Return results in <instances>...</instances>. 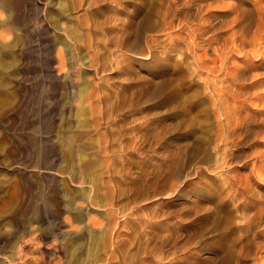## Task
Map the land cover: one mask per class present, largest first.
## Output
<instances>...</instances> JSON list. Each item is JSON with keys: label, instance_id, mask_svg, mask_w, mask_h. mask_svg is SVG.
<instances>
[{"label": "rangeland", "instance_id": "374dc122", "mask_svg": "<svg viewBox=\"0 0 264 264\" xmlns=\"http://www.w3.org/2000/svg\"><path fill=\"white\" fill-rule=\"evenodd\" d=\"M79 1L85 0H0V21L2 18L6 19L4 24L0 23V264L108 263L111 246L98 243L111 215L110 206L105 203L106 189L99 177L103 168L101 155L96 148L82 147V150L79 148L75 151L69 142L70 134L75 130L77 132L94 128L95 112L99 110L98 113L103 114L104 106L109 111L110 119L114 117L111 114L117 111L123 116H129L126 127H139L138 130L144 133L154 132L155 127H159V130L164 128L160 130L161 139L156 146H148L141 154H129L135 164L147 163L150 167L154 164L160 167L161 164L166 166L168 159L172 162L171 170L168 171L170 177H160L161 183L156 181L146 188L142 187L136 193L137 199L133 207L130 197L124 192L120 195L119 203L112 207L115 210L114 215L124 222V231L128 233L123 236L121 242L122 252L132 258L139 255L144 232H157L164 225L161 223L163 216L160 214L163 208L173 214L171 220H166L172 222L178 218L186 223L181 228L183 227V231L190 230V236L193 238L190 247L197 257L215 255L211 248H201L199 240L211 239L214 234L217 235L221 226L218 224L219 219L214 217L215 213L224 212L237 204L232 191V179L237 173H234L233 166L237 167L243 176L260 167L254 171L253 178H249L254 182L255 191L261 190L259 192L264 194V174H260L261 166L253 165L256 155L264 151V130L261 135H257L256 131L254 133V130L249 133L246 143L234 148L236 155H239H235L234 163L229 165L226 160L229 147L222 137L223 131H220L224 130V127H221L224 117L220 114L222 109L218 104L217 91L213 90L214 87L220 86L222 78L219 77L228 65L238 61L237 64L251 66V71L244 78L245 82L241 80L242 92L238 89L237 96L243 99L247 97L248 105L245 103L243 110L247 107L246 112L250 110L256 121L264 118V0H183V5L182 0H164L167 4L163 0H99L100 4L96 3L97 0H94L95 3L93 0H86V3L83 2L85 4L77 7ZM170 1L175 4L168 15L165 9ZM197 7L203 10L198 8V12ZM259 12L263 15L260 16ZM90 14L96 21L93 28L85 25L88 17H91ZM83 15L87 17L86 20ZM178 16L180 19L175 18ZM124 23L130 24H126L127 32L130 33V44L116 48L112 37L117 32H122ZM257 26L261 29L258 30ZM244 27H250L252 31L247 29L246 32ZM3 28L7 29V36L1 35ZM256 29L258 31H255ZM240 31H243V34ZM87 33L97 35L95 39L97 38V44L101 47L98 53V64H101L99 68L93 65L89 58L88 54L92 50L85 46L86 36H90ZM244 33L248 34L249 38ZM188 35H191V39ZM140 36L143 39H140ZM220 36L224 37L223 41L219 39ZM255 36H258V41ZM134 42L138 44L131 47ZM225 42H230L231 47L234 45L238 50L235 47L230 48ZM205 47L209 50L203 49ZM220 52L224 54L221 56ZM120 53H125L126 56ZM60 55L64 59H61ZM197 55H200V58L197 59ZM191 56L192 58H189ZM206 60L207 64L204 62ZM214 60L218 62L214 64ZM211 61L213 64H210ZM203 67L204 70H201ZM217 67L219 68L216 70ZM249 91L255 94H249ZM116 106H122V109L117 110ZM192 114L195 115L194 118ZM112 127L117 130L119 123L113 120ZM259 129H264V124ZM91 135L98 136L96 133ZM255 135L257 136L252 137ZM195 143L198 146H195ZM170 153L176 161L172 156L165 157ZM187 161L191 163L188 164ZM178 163L180 165L177 170ZM239 163L241 164L238 165ZM114 165H120L118 156L114 159ZM246 174L245 177L248 176ZM122 186L125 188L124 183ZM155 192L157 194L153 195ZM237 220L241 223L243 219ZM262 222L256 228L263 233L257 236L258 243L254 242L257 253L253 250L255 253L251 256V260H258L256 264H260L264 259V221ZM177 225L171 226L177 229ZM195 245L198 247H194Z\"/></svg>", "mask_w": 264, "mask_h": 264}, {"label": "bare ground", "instance_id": "6f19581e", "mask_svg": "<svg viewBox=\"0 0 264 264\" xmlns=\"http://www.w3.org/2000/svg\"><path fill=\"white\" fill-rule=\"evenodd\" d=\"M119 1V0H118ZM123 1V0H122ZM127 1V0H126ZM132 1V0H131ZM186 1V0H185ZM258 1V0H257ZM260 1V0H259ZM86 3V0L83 1ZM82 1H79L77 2V7L85 4L83 3ZM94 2V0H93ZM113 2V1H111ZM136 2V1H135ZM134 2V3H135ZM160 2V1H159ZM164 2V0H163ZM162 2V5L167 4L166 1L163 3ZM193 2V0H192ZM87 3H89L87 1ZM95 3V2H94ZM96 3H99V0L96 1ZM114 3V2H113ZM142 4V2H140ZM144 3V2H143ZM147 3V1H146ZM150 3V1H149ZM155 3V2H154ZM177 3V2H176ZM259 3V2H258ZM100 4V3H99ZM98 4V5H99ZM116 4V3H115ZM120 4V3H119ZM175 3L173 2H168V6H167V9H165V13L166 14H170L172 12V9H173V5ZM181 4V2H180ZM193 4V3H192ZM195 4V2H194ZM193 4V5H194ZM95 5V4H94ZM177 5V4H176ZM183 5V0H182V4ZM181 5H179L178 7H180ZM191 5V4H189ZM188 5V6H189ZM192 5V6H193ZM196 5V4H195ZM200 5V4H199ZM201 5H204V4H201ZM233 5V4H232ZM262 5V4H261ZM145 6V5H144ZM231 6V5H230ZM239 6V5H238ZM135 7V6H134ZM162 7V6H160ZM160 7L158 9H160ZM186 7H187V3H186ZM202 7V6H200ZM83 8V7H82ZM150 8V6H149ZM149 8H148V11H149ZM152 8V7H151ZM164 8V6H163ZM181 8V7H180ZM185 8V7H184ZM199 7H197V11L200 9H198ZM203 8V7H202ZM205 8V7H204ZM258 8V7H256ZM261 8V7H260ZM264 8V7H263ZM182 9V8H181ZM192 9V8H191ZM255 9V8H254ZM253 9V10H254ZM154 10V8H153ZM157 10V8L155 9ZM189 10V9H187ZM195 10V9H194ZM203 10V9H200V11ZM252 9H250L251 11ZM258 10V9H257ZM263 10V9H262ZM147 11V10H146ZM162 11V10H161ZM159 10V12H161ZM192 11V10H191ZM198 11V12H200ZM264 11V10H263ZM136 12V11H135ZM150 12V11H149ZM158 12V13H159ZM163 12H164V9H163ZM193 12V11H192ZM191 12V13H192ZM252 12V11H251ZM255 12V11H254ZM258 12V11H257ZM2 13V12H1ZM145 13V12H144ZM174 13V12H173ZM185 13V12H184ZM188 13V12H186ZM196 13V11L194 12ZM249 13V12H248ZM256 13V12H255ZM261 12H259L260 14ZM263 13V12H262ZM139 14V13H138ZM164 14V13H163ZM165 14V15H166ZM200 14V13H199ZM238 14V13H237ZM237 14L235 16H237ZM258 14V13H257ZM2 15V14H1ZM86 16H88L87 14H85ZM144 16L146 14H143ZM156 15H159V14H156ZM186 15V14H185ZM193 15V14H192ZM191 15V16H192ZM196 15V14H195ZM198 15V14H197ZM255 15V14H254ZM263 15V14H260V16ZM84 16V15H83ZM82 16V17H83ZM91 17H88L89 20L87 19V22L85 23L86 27H91L93 28L95 26V20L92 18L94 16H92L90 14ZM149 16V15H148ZM161 16V15H160ZM164 16V15H163ZM175 16V14H174ZM188 16V15H187ZM200 16V15H199ZM205 16V15H204ZM85 17V16H84ZM151 17V16H149ZM159 17V16H158ZM173 17V15H172ZM180 16L178 17H175V18H179ZM185 17V16H184ZM189 17V16H188ZM194 17V16H193ZM197 17V16H195ZM248 17V16H247ZM252 17V16H250ZM87 17H85V20H86ZM145 18V17H144ZM165 18V17H164ZM187 18V17H185ZM191 18V17H190ZM189 18V20H190ZM201 18V17H200ZM203 18V16H202ZM201 18V19H202ZM253 18V17H252ZM251 18V19H252ZM256 18V16H255ZM259 18V17H258ZM143 19V18H142ZM149 19V18H148ZM163 19V17L161 18ZM167 19V18H166ZM168 19H169V16H168ZM180 19V18H179ZM177 19V21L179 20ZM184 19V18H183ZM199 19V18H198ZM234 19V18H233ZM262 19V18H261ZM83 20V19H82ZM151 20V19H150ZM148 20V21H150ZM154 20V18H153ZM172 20V19H171ZM169 20V21H171ZM174 20V19H173ZM176 20V19H175ZM186 20V19H185ZM235 20H236V17H235ZM253 20V19H252ZM256 20V19H255ZM260 20V18H259ZM6 19L2 18L0 23H5ZM84 21V20H83ZM140 21V20H139ZM147 21V19H146ZM159 21V20H158ZM162 22L164 20H161ZM184 21V20H183ZM182 21V22H183ZM192 21V20H191ZM202 21V20H201ZM262 21V20H261ZM106 22V21H105ZM125 22V21H124ZM144 22V20H143ZM181 22V24H182ZM185 22V21H184ZM210 22V21H209ZM250 22V21H248ZM247 22V23H248ZM255 22V21H254ZM120 23V22H119ZM141 23V22H140ZM165 23V21H164ZM169 23V22H168ZM173 23V22H172ZM175 23V21H174ZM190 23V22H188ZM197 23V21H196ZM205 23V21L203 22ZM231 23V22H230ZM236 23V22H235ZM237 23L238 20H237ZM252 24V22H250ZM248 23V24H250ZM261 23V22H260ZM116 25L118 24L117 22L115 23ZM126 24H129V23H124V27L122 29V32L119 31L117 32V34L112 37L113 40L115 41V45H116V48H122V47H125L126 45H129V41H130V33L128 34V30L126 28ZM137 25H139L137 22H136ZM157 24V23H156ZM167 24V23H166ZM178 24V23H177ZM176 24V25H177ZM194 25V23H192ZM233 24V23H232ZM242 24V23H241ZM244 24V23H243ZM246 24V22H245ZM258 24V22H257ZM84 25V24H82ZM122 25V24H121ZM141 25V24H140ZM144 25V23H143ZM207 25V24H206ZM240 25V24H239ZM4 26V25H2ZM1 26V27H2ZM113 26V25H112ZM130 26V24H129ZM164 26V25H163ZM178 26V29H179V24L177 25ZM186 26V25H185ZM195 26V25H194ZM209 26V25H208ZM250 26V25H249ZM254 26V24H253ZM260 26V25H259ZM115 27V26H114ZM117 27V26H116ZM122 27V26H121ZM140 27V26H139ZM142 27V26H141ZM146 27V26H145ZM145 27H144V30H145ZM175 27V25L173 26ZM184 26H182L183 28ZM202 27V26H201ZM248 27V26H247ZM251 27V26H250ZM247 28L249 29L250 31L251 28ZM258 27V26H257ZM256 27V28H257ZM264 27V26H263ZM88 28V29H89ZM187 28V26H186ZM204 28V27H203ZM211 28H212V25H211ZM210 28V29H211ZM239 28V27H238ZM237 28V29H238ZM259 28L261 29V27H258V30ZM136 29V28H135ZM177 29V27H176ZM191 29H193L191 27ZM199 29V28H197ZM208 29V28H206ZM245 31L247 30L245 27H244ZM9 30V29H8ZM92 30V29H91ZM111 30V29H110ZM119 30V29H118ZM132 30V29H131ZM138 30V29H137ZM168 30V29H167ZM182 30V29H180ZM188 30V29H186ZM195 30V28H194ZM201 30V29H200ZM242 30V29H241ZM257 29L255 31H258ZM264 30V29H263ZM142 31V30H141ZM175 31V30H174ZM179 31V30H178ZM192 31V30H190ZM189 31V32H190ZM197 31V30H196ZM210 31V30H209ZM237 31V30H236ZM248 31V30H247ZM246 31V32H247ZM95 32V30H94ZM133 32V31H132ZM137 32V31H136ZM183 32V31H182ZM198 32V31H197ZM234 32V31H233ZM242 32L243 34V31H240ZM7 33V29L3 28L1 30V35L2 36H7L6 35ZM111 33V32H110ZM137 33H140L137 32ZM188 33V32H187ZM192 33V32H191ZM200 33V31H199ZM208 33V32H207ZM206 33V34H207ZM216 33V32H215ZM218 33V32H217ZM250 33V32H249ZM258 33V32H256ZM261 33V32H259ZM258 33V34H259ZM9 34V33H8ZM89 33H87L88 35ZM136 34V33H135ZM147 33H145L146 35ZM169 34V33H168ZM171 34V33H170ZM198 34V33H197ZM195 34V35H197ZM203 34V32H202ZM205 34V33H204ZM232 34V32H231ZM235 34V33H234ZM238 34V33H237ZM236 34V35H237ZM245 34V33H244ZM251 34V33H250ZM10 35V34H9ZM90 36H86L87 39L86 40V44L85 46H87L89 49H91V53L88 54L91 59V62L93 63V65H95L96 67H100L101 64H98V58L100 55H98V53L100 52V48L97 44V41L95 39V37L97 36H93L91 34H89ZM108 35V34H107ZM141 35V34H140ZM148 35V34H147ZM176 35V34H175ZM209 35V34H208ZM212 35V34H211ZM225 34H223L224 36ZM229 35V34H228ZM226 35V36H228ZM240 35V34H238ZM246 35V34H245ZM263 35V34H261ZM93 36V37H92ZM136 36V35H134ZM184 36V34H183ZM189 36V35H188ZM187 36V37H188ZM194 36V35H193ZM192 36V38H193ZM200 36V35H199ZM243 35H241L242 37ZM107 37V36H106ZM141 37V36H140ZM143 37V35H142ZM140 38V39H143V38ZM157 37V35H156ZM171 37V36H170ZM178 37V36H177ZM182 37V36H181ZM190 39H191V35L189 36ZM221 37V36H220ZM225 37V36H224ZM223 37V38H224ZM234 37V36H233ZM245 37V36H244ZM247 38L248 37V34L246 35ZM245 37V38H246ZM256 37V36H255ZM255 37H254V40H255ZM258 37V36H257ZM257 37H256V40H257ZM260 35H259V39H260ZM111 38V40H112ZM135 37H133L134 39ZM154 38V37H153ZM169 38V37H168ZM174 38V37H172ZM183 38H186V37H183ZM183 38H180V39H183ZM195 38H198L195 36ZM219 38V37H218ZM223 38H219V39H222L223 41ZM240 38V37H239ZM253 38V37H252ZM160 39V38H159ZM189 39V38H188ZM200 39V38H199ZM211 39V38H210ZM226 39V38H225ZM224 39V40H225ZM233 39V38H231ZM236 39V38H234ZM262 39V38H261ZM132 40V39H131ZM135 40V39H134ZM154 40V39H153ZM195 40V39H194ZM206 40V38H205ZM214 40V39H213ZM211 40V41H213ZM240 41V39H238ZM255 40V41H256ZM3 41V40H2ZM139 41V40H138ZM141 41V40H140ZM170 41V40H169ZM180 41V40H179ZM179 41H177L178 43H180ZM198 41V40H197ZM215 41V40H214ZM219 41V40H218ZM238 41V42H239ZM242 41V40H241ZM249 41V39H248ZM253 41V40H252ZM258 41V40H257ZM261 41V40H260ZM1 42V41H0ZM98 42H99V39H98ZM132 42V41H131ZM182 42V41H181ZM187 42V40H186ZM196 42V41H195ZM201 42V41H199ZM228 42V40H227ZM108 43V42H107ZM106 43V44H107ZM114 43V42H112ZM188 43V42H187ZM190 43V42H189ZM188 43V44H189ZM193 43V42H192ZM191 43V44H192ZM217 43V42H216ZM226 43V42H225ZM230 43V42H229ZM229 43H226V44H229ZM243 43V42H242ZM244 43H246L244 41ZM243 43V44H244ZM252 43V42H251ZM262 43V42H261ZM5 44V42H4ZM9 44V43H8ZM7 44V45H8ZM111 44V42H110ZM134 43H132V45H130L131 47L133 46ZM138 42L135 44L137 45ZM184 44V43H183ZM187 45V47L189 48V46ZM190 44V45H191ZM203 44V43H202ZM208 44V43H207ZM210 44V42H209ZM213 44V43H212ZM220 44V43H219ZM231 44V43H230ZM229 44V45H230ZM241 45V42L239 43ZM253 44V43H252ZM251 44V45H252ZM3 45V44H2ZM141 45V42L139 44V47ZM171 45V44H170ZM185 45V44H184ZM205 45V43H204ZM232 45V44H231ZM230 45V48L234 49L233 47L237 48L238 50V47L234 46L231 47ZM255 45L254 44V49H255ZM84 46V44H83ZM113 46V45H112ZM192 46V45H191ZM190 46V48H191ZM194 46H197V45H194ZM193 46V47H194ZM206 46V45H205ZM226 46V45H224ZM228 46V45H227ZM238 46V45H237ZM245 46V45H244ZM258 46V45H257ZM2 47V46H1ZM129 47V46H128ZM171 47V46H170ZM173 47V46H172ZM171 47V48H172ZM208 47V45H207ZM205 47L203 49L207 50L208 48ZM215 47V45H214ZM213 47V48H214ZM240 47V46H239ZM243 47V46H242ZM5 48V47H4ZM111 48V47H110ZM138 48V47H137ZM150 48V47H149ZM152 48V47H151ZM184 48V47H182ZM180 48V49H182ZM207 48V49H206ZM218 48V46H217ZM227 48V47H226ZM249 48V47H248ZM9 49V48H7ZM87 49V48H86ZM99 49V51H98ZM136 49V48H135ZM143 50V48H141ZM192 49V48H191ZM195 49V47L193 48ZM198 49V48H197ZM200 49V47H199ZM211 49V48H210ZM215 49V48H214ZM225 49V47H224ZM252 49V48H251ZM258 49V48H257ZM256 49V50H257ZM5 50V49H4ZM121 50V49H120ZM123 50V49H122ZM134 50V48H133ZM152 50V49H151ZM183 50V49H182ZM181 50V51H182ZM209 50V49H208ZM213 50V49H212ZM211 50V51H212ZM228 50V48H227ZM226 50V51H227ZM231 50V49H230ZM2 51V50H1ZM90 51V50H89ZM124 51V50H123ZM122 51V52H123ZM132 51V50H131ZM153 51V50H152ZM151 51V52H152ZM191 51V50H190ZM199 51V50H198ZM204 51V50H203ZM222 51V50H221ZM235 51V50H234ZM249 51V49H248ZM126 52V50H125ZM189 52V50H188ZM195 52V51H194ZM257 52V51H256ZM255 52V53H256ZM59 53V52H58ZM57 53V55H58ZM157 53V52H156ZM198 53V52H197ZM221 53V52H220ZM219 53V54H220ZM250 53V51H249ZM254 53V52H253ZM3 54V53H2ZM122 55H124L125 53H120ZM128 54V52H127ZM152 54V53H151ZM155 54V53H154ZM199 54V53H198ZM214 54H215V51H214ZM223 53H221V56H222ZM121 55V56H122ZM133 55V54H132ZM203 55V54H202ZM232 55V53H231ZM229 55V56H231ZM117 56V55H116ZM126 55H124L125 57ZM131 56V55H130ZM158 56V55H157ZM197 59L200 58L199 56L200 55H197ZM207 56V55H206ZM119 57V56H118ZM129 57V56H128ZM154 57V56H153ZM161 57V56H160ZM187 57V56H186ZM196 57V56H194ZM203 57V56H202ZM216 57V56H215ZM219 57V55H218ZM225 57V55H224ZM227 57V56H226ZM235 57H237L235 55ZM244 57V56H243ZM60 58L62 59V55H60ZM189 58H192L189 57ZM205 58V57H204ZM246 58V57H245ZM60 59V60H61ZM64 59V58H63ZM120 58H118L119 60ZM123 59V58H122ZM128 59V58H127ZM160 59V58H159ZM195 61L197 62L196 58H194ZM207 59V58H205ZM225 59V58H223ZM234 59V57H233ZM237 59V58H236ZM240 59V57H239ZM243 59V58H242ZM249 59V58H248ZM193 60V59H192ZM204 60V59H203ZM211 60V59H209ZM244 60V59H243ZM242 60V61H243ZM116 61V60H115ZM130 61V60H129ZM189 61V59H188ZM194 61V62H195ZM207 61H204L206 62L207 64ZM215 61V60H214ZM218 62V60H216ZM216 61L214 62V64L216 63ZM221 61H222V57H221ZM224 61V60H223ZM234 61V60H231V62ZM63 62V61H62ZM101 62V61H100ZM104 62V61H103ZM128 62V61H127ZM183 62V61H182ZM181 62V64H182ZM213 61H211L210 64H213L212 63ZM238 62V61H237ZM236 64L233 63V64H230L226 67L225 69V72L222 73L223 77H219V78H222L220 79V86H216L214 87L213 90L216 89L217 91V95H218V104L220 106V109H222V112H220V114L224 117H222L224 119V123L222 125V121L220 122V124L222 125L221 127H224L223 129L224 130H220V131H223V138L226 140L224 142H226V145L228 149V151H226V160H227V163L230 165V164H233L234 161H235V155H236V150H234V148H237L236 146L238 145H242V143L245 142V140L248 138V135H250L252 133V131L254 130V133L256 131V134L259 135L260 133H262V131L264 129H259V127H261L263 124H264V118L262 117V119H260L259 121H256V118H254L253 115H251V112L250 110L246 112L247 110V107H246V110L244 111L243 108H244V105H246L248 103L247 101V97L245 99L240 98V96L238 97L237 96V92H239L238 89H241L243 87L242 85V82L244 80V78L247 77V73L249 71H251L250 67H248L247 65H240V64ZM246 62V61H245ZM123 63V62H122ZM131 63V62H130ZM186 63V62H185ZM184 63V64H185ZM202 63V62H201ZM226 63V62H225ZM242 63V62H241ZM250 63V62H249ZM63 64V63H62ZM189 64V63H188ZM191 64V63H190ZM196 64V63H195ZM200 64V63H199ZM209 64V65H210ZM219 64V63H218ZM104 65V63H103ZM120 65V63H119ZM221 65V64H220ZM219 65V66H220ZM224 65V64H223ZM222 65V66H223ZM227 65V64H226ZM127 66V65H126ZM131 66V65H129ZM217 66V65H216ZM216 66H213V67H216ZM103 67V66H102ZM196 67V66H195ZM209 67V66H208ZM225 67V66H224ZM197 68V67H196ZM199 68V66H198ZM219 67L216 68V70L218 69ZM104 69V68H103ZM194 69V68H193ZM201 69V68H200ZM213 69V68H212ZM215 69V68H214ZM221 69H223V67H221ZM169 70V69H168ZM201 70H204V67L201 69ZM195 71V70H194ZM213 71V70H212ZM222 71V70H221ZM220 71V73H221ZM197 72V70H196ZM204 72V71H203ZM207 72V71H206ZM253 72V71H252ZM256 72V71H255ZM254 72V73H255ZM202 73V72H200ZM211 73V72H210ZM258 73V72H257ZM256 73V74H257ZM206 74V73H205ZM250 74V73H249ZM248 74V75H249ZM199 75V74H198ZM204 75V74H203ZM211 75V74H210ZM217 75V74H216ZM260 75V74H259ZM219 75H217L218 77ZM246 76V77H245ZM250 76V75H249ZM252 76V75H251ZM254 76L253 75V79H254ZM261 76V75H260ZM259 76V77H260ZM202 77V74L201 76ZM204 77H206V75H204ZM210 76H208L209 78ZM257 77V76H256ZM252 78V77H251ZM210 79V78H209ZM215 79V78H214ZM249 79V77H248ZM257 79V78H256ZM261 79V78H260ZM168 80V79H167ZM243 80V81H241ZM250 80V79H249ZM248 80V81H249ZM255 80V79H254ZM165 81V79L163 80ZM169 81V80H168ZM172 80H170V83H171ZM211 81V80H210ZM214 81V80H213ZM248 81H246L248 83ZM251 81V80H250ZM249 81V82H250ZM260 81V80H259ZM166 82V81H165ZM209 82V81H208ZM168 83V82H167ZM166 85H171L170 83ZM216 83V82H215ZM218 84V82H217ZM251 84V83H250ZM253 84V83H252ZM257 84V83H256ZM163 85V84H162ZM210 85V83H209ZM211 85H212V81H211ZM245 85V84H244ZM263 85V84H262ZM254 86V85H253ZM252 86V87H253ZM257 86V85H256ZM255 86V87H256ZM99 87V86H98ZM162 89H163V86H161ZM161 87H159L161 89ZM168 87V86H167ZM250 87V88H252ZM101 88V87H100ZM176 88V86H175ZM212 88V86H211ZM189 89V88H188ZM244 89V88H243ZM119 90V89H118ZM175 90V89H174ZM248 90V89H247ZM161 92H163L162 90H160ZM168 91V90H167ZM177 91V90H176ZM199 91V90H198ZM196 91L194 90V93ZM231 92V93H230ZM241 92H242V89H241ZM255 92V91H254ZM98 93V92H97ZM159 94V91L157 92ZM166 93V92H165ZM173 93V92H172ZM191 93V92H189ZM198 93V92H197ZM209 93V92H208ZM244 93V92H243ZM252 93L249 91V94ZM99 94V93H98ZM102 94V93H101ZM182 94V92H181ZM245 94V93H244ZM253 94V93H252ZM255 94V93H254ZM253 94V95H254ZM100 95V94H99ZM142 95V94H141ZM216 95V94H215ZM239 95V93H238ZM242 95V94H240ZM246 95V94H245ZM244 95V97H245ZM259 95V94H258ZM180 96V95H178ZM177 96V97H178ZM252 96V95H251ZM102 97V95H101ZM216 97V96H215ZM253 97V96H252ZM98 98V97H97ZM162 98V97H161ZM159 98V99H161ZM184 98H186L184 96ZM197 98V97H196ZM262 98V97H261ZM102 99V98H101ZM182 99V98H181ZM118 100V99H117ZM215 100V98L213 99ZM107 101V100H105ZM186 101V99L184 100ZM195 101V100H194ZM252 101V100H251ZM116 102V101H115ZM164 102V101H163ZM214 102V101H213ZM100 103V102H99ZM106 103V102H105ZM120 103V102H119ZM217 103V102H216ZM246 103V104H245ZM255 103V101L253 102ZM260 103V102H259ZM93 104V102H92ZM124 104V103H123ZM126 104V102H125ZM198 104V103H197ZM203 104V103H202ZM213 104V103H211ZM215 104V102H214ZM261 104V103H260ZM95 105V104H94ZM102 105V104H101ZM117 105V104H116ZM174 105V104H173ZM193 105V104H192ZM217 105V104H216ZM248 105V104H247ZM250 105H253V104H250ZM120 106V104H119ZM119 106H116L117 110L121 107ZM200 106V105H199ZM258 106V105H257ZM93 107V106H92ZM124 107V106H123ZM195 107V106H194ZM205 107H207L205 105ZM214 107V106H212ZM218 107V106H217ZM97 108V107H96ZM95 108V109H96ZM100 109V107H98ZM97 108V109H98ZM250 108V107H249ZM254 108V107H253ZM115 109V110H116ZM122 109V108H121ZM193 109V108H192ZM216 109V108H214ZM213 109V110H214ZM260 110V108H258ZM94 110V109H92ZM116 110V111H117ZM199 110V108H198ZM256 110V109H255ZM262 110V109H261ZM99 110H97V112H95V115H94V120H93V125H94V131L92 130H79L72 134H70V138H69V142L72 144L73 146V149H75V151L79 148L82 150V147L84 148H96L97 152L101 155V159H102V163H103V168L101 170V172H99V177L103 180L102 182L104 183V187L106 189V197H105V203L107 204V206H110V212H111V215L109 217V221L108 223H106L105 225V231H104V234L103 236L98 239V243L100 242V244L102 243L104 246H111L110 248V251H109V257L108 258V263L107 264H256V262H258V260H251V256L253 254V250L256 251L257 253V249L255 248L254 249V244L255 243H258L256 242V238L257 236H260L262 235L263 233L260 232L259 230H257L256 228L261 224L263 223L262 221H264V194L262 192H259V191H255V188L253 186L254 182L252 183V181L250 180V178H253V174H255V170L257 169H254V171H251L249 172V175L245 177V174L244 176L242 175V173H240L239 169L235 166H233V170H234V173H236L235 177L232 179L233 183H232V187H233V194H234V197H235V200L237 202V204L234 206L233 205V208H229V209H226V211L224 212H216L214 217L217 218L218 220V224L221 226V228L219 229L220 231L217 233V235H213V237L211 239H202V240H199V245H201V248H211L215 255L213 256H206L204 258H199L197 257L196 253L194 251L191 250V244L193 242V238L192 236H190V230L189 231H183L181 226H184L186 223H184V221L182 222V220L180 219H173L172 222H170V217L173 216L172 214V211H167L166 209H163L160 211V214L163 216L161 218V223L164 224L160 229H158V231L156 232L155 230H147L144 232V239L140 245V250H139V255L136 257V258H132V257H127L124 252H122L123 250L121 249V242L123 241V236L127 235L128 233L126 231H124V228H123V224L124 222L122 220H119V218L114 215V211L112 209L113 206H115V204H118L119 203V198H120V195L124 192V193H127L128 196L130 197V203H133L132 207L134 206V203H136V199H137V196H136V193L139 192L141 190L142 187L146 188L148 187V185H150L151 183L155 182L156 181H160V177H166L168 175V178L170 177L168 171L170 172L171 170V167H172V162H170V159H168L167 163H166V166L163 165L161 166L162 164L160 165V167L156 166L155 164L153 166H149L147 163H140L139 165L135 164L133 160L130 159L129 157V154L130 155H134V154H141L142 152H144V150L148 147V146H156L157 143H159L160 139H161V133L160 130H163L161 127V129L159 130V127H155L156 129L154 130V132L152 131V133H144V132H141L139 127L138 129L135 128V126H131V127H126V122L129 123L128 121V118L129 116L125 115H121L120 112L117 111V113H114L111 114V116L113 115V119H110L109 118V111H107V108L104 106L102 111H103V114H101L100 112L98 113ZM101 111V110H100ZM197 111V109H196ZM217 111V109H216ZM258 111V110H257ZM200 112V111H199ZM259 112V111H258ZM98 113V114H97ZM198 113V111H197ZM254 112H252L253 114ZM257 113V112H256ZM120 114V115H119ZM196 114V113H194ZM195 116V115H194ZM193 114H192V117L194 118ZM220 117V115H218ZM197 117V116H196ZM261 117V116H260ZM191 118V119H193ZM259 118V117H258ZM200 119V118H199ZM115 121V122H118L119 123V127L117 130L113 129L112 127V121ZM194 120V119H193ZM192 120V121H193ZM197 120V119H195ZM201 120V119H200ZM222 120V119H221ZM191 121V122H192ZM202 121V120H201ZM220 121V120H219ZM131 122V120H130ZM203 123V121L201 122ZM200 124V123H199ZM191 125V123H190ZM103 126V127H102ZM137 126V125H136ZM194 127V126H193ZM154 128V127H153ZM258 128V130L256 129ZM263 128V127H262ZM218 129V128H217ZM222 129V128H221ZM220 131H218V133H221ZM164 132V131H163ZM217 132V131H216ZM93 133H96L98 134V136L96 137H93ZM250 133V134H249ZM163 135V134H162ZM221 134H219L220 136ZM254 135V134H253ZM257 135L255 136H252V137H256ZM261 135V134H260ZM218 136V135H216ZM263 137V136H262ZM201 138V136H200ZM90 139V140H89ZM220 139H221V136H220ZM251 139V138H250ZM202 140V139H200ZM253 141V140H252ZM256 141V139L254 140ZM253 141V142H254ZM260 141V140H259ZM197 142V141H196ZM222 142V141H220ZM69 143V144H70ZM218 143H219V140H218ZM246 143V142H245ZM196 144V143H195ZM248 144V143H247ZM254 144V143H253ZM202 145V144H201ZM249 145V144H248ZM195 146H198L197 144ZM216 146V145H215ZM224 147V145H222ZM245 146V145H244ZM243 146V147H244ZM250 147V146H249ZM196 148V147H195ZM203 148V147H202ZM223 148V149H225ZM199 149V147H198ZM244 149V148H243ZM242 149V150H243ZM253 149V147H252ZM204 150V149H203ZM206 150V149H205ZM170 151V150H169ZM200 151V150H199ZM252 151V150H251ZM205 152V151H204ZM222 152V151H221ZM225 152V150H224ZM223 152V153H224ZM257 152V151H255ZM254 152V153H255ZM167 153V152H166ZM169 153V152H168ZM243 153V152H242ZM177 154V153H176ZM225 154V153H224ZM248 153H246L247 155ZM239 155V154H237ZM236 155V156H237ZM245 155V154H244ZM249 155V154H248ZM252 155V154H251ZM116 156H118L120 158V165L119 167H116L114 165V159L116 158ZM173 155L170 154H167L165 157H170ZM204 156V155H203ZM205 157V156H204ZM224 157V156H223ZM254 157V156H253ZM166 158V159H167ZM174 158V157H173ZM240 158H243V157H240ZM239 158V159H240ZM250 158V156H249ZM248 158V159H249ZM175 161H176V158H174ZM190 159V158H189ZM203 159V158H202ZM245 159V158H244ZM172 160V159H171ZM177 160H178V157H177ZM180 160V159H179ZM188 160V159H187ZM192 160V159H190ZM208 160V159H207ZM224 160V158H223ZM241 160V159H240ZM250 160V159H249ZM248 160V161H249ZM86 161V159H85ZM174 161V160H173ZM205 161H206V157H205ZM204 161V162H205ZM225 161V160H224ZM237 161V160H236ZM243 161V160H242ZM241 161V162H242ZM247 161V162H248ZM88 162V161H87ZM86 162V163H87ZM92 162V160H91ZM182 162V161H181ZM188 164L191 163L189 161H187ZM203 162V161H202ZM245 163V162H244ZM176 164V163H175ZM175 164H174V167H175ZM187 164V165H188ZM236 164V163H235ZM241 163H239L238 165H240ZM251 164V163H250ZM249 164V165H250ZM260 165L261 166V172L260 174H264V151L263 152H259L257 155H256V159L254 160L253 162V165ZM80 165V164H79ZM82 165V163H81ZM80 165V166H81ZM151 165V164H150ZM179 165L180 163L177 164L176 166V169L178 170L179 169ZM228 165V167H229ZM252 165V166H253ZM88 166V165H87ZM86 166V167H87ZM90 166V165H89ZM252 166L250 168H252ZM239 167V166H238ZM258 167V166H257ZM85 168V167H84ZM230 168V167H229ZM254 168V167H253ZM260 168V167H259ZM259 168L257 170H259ZM175 169V168H174ZM176 170V172H177ZM232 171V170H231ZM249 171V170H248ZM175 172V170H174ZM182 172V171H181ZM228 172V170H227ZM230 172V171H229ZM228 172V173H229ZM247 172V171H246ZM259 171H257L258 173ZM180 173V172H179ZM232 173V172H231ZM175 174V173H174ZM178 174V173H177ZM189 174V173H188ZM259 174V173H258ZM79 175V174H77ZM257 175V174H256ZM255 175V176H256ZM173 176V175H171ZM263 176V175H262ZM180 177V176H179ZM231 177V176H230ZM250 177V178H249ZM79 178V177H78ZM182 178V177H181ZM245 178V179H244ZM171 179V178H170ZM174 179V178H173ZM172 179V180H173ZM260 179V178H259ZM264 178H262L263 180ZM166 180V179H165ZM168 180V179H167ZM255 181V179H254ZM164 182V181H163ZM162 182V183H163ZM125 184V188L122 186V184ZM158 183V182H157ZM161 183V181H160ZM173 183V182H172ZM165 184V183H164ZM157 185V184H156ZM173 185V184H172ZM256 185V184H255ZM174 186V185H173ZM230 186V185H229ZM123 187V188H122ZM176 187V186H175ZM172 188V186H171ZM174 188V187H173ZM232 189V188H231ZM257 189V188H256ZM156 190V189H155ZM223 190V189H222ZM174 191V190H173ZM231 191V192H232ZM264 191V190H262ZM219 193V192H218ZM157 193H153V195H156ZM232 194V193H231ZM151 195V196H153ZM229 195V193H228ZM149 196V195H148ZM232 196V195H230ZM224 198V196H223ZM225 198H228V197H225ZM233 198V196H232ZM229 199V198H228ZM227 199V200H228ZM231 199V198H230ZM220 202V201H219ZM226 202V201H225ZM233 202L235 203L234 199H233ZM221 204V203H220ZM227 208V207H226ZM215 209V208H214ZM225 209V208H224ZM238 210L240 211V213H238ZM215 212V211H214ZM214 218V219H215ZM237 218L239 219H243L241 223H238L239 221L237 220ZM166 219H170V220H166ZM185 219H187V217H185ZM210 220V219H209ZM161 224V225H162ZM174 224H178L177 225V229H173V227L171 225H174ZM217 224V222H216ZM192 225V224H191ZM210 226V225H209ZM188 227V226H187ZM216 226H214V229H215ZM212 230V229H211ZM198 235H201V234H198ZM212 235V234H211ZM194 237V236H193ZM197 237V236H196ZM210 237V236H209ZM262 237V236H261ZM93 241V240H92ZM96 241V240H95ZM198 242V241H197ZM255 242V243H254ZM99 245V244H98ZM193 247V246H192ZM194 247H198V245L194 246ZM260 248V246H259ZM258 248V249H259ZM193 249V248H192ZM197 249V248H196ZM196 251V250H195ZM261 251V249H260ZM183 252V253H187L186 255H181L180 253ZM259 252V251H258ZM255 253V252H254ZM261 253V252H260ZM263 254V253H262ZM264 255V254H263ZM199 256V255H198ZM256 256V255H255ZM261 257V255L259 256ZM257 256V258H259ZM107 260V259H106ZM261 261V260H260ZM264 262V259L263 261H261V263ZM260 263V264H261ZM259 264V263H258Z\"/></svg>", "mask_w": 264, "mask_h": 264}]
</instances>
